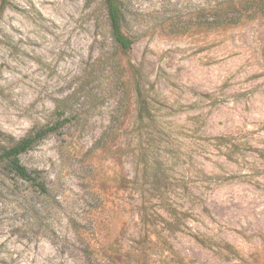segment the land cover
<instances>
[{"label":"rangeland","instance_id":"rangeland-1","mask_svg":"<svg viewBox=\"0 0 264 264\" xmlns=\"http://www.w3.org/2000/svg\"><path fill=\"white\" fill-rule=\"evenodd\" d=\"M125 1L127 54L102 0H0V144L59 127L21 155L47 194L0 183V264H264V11Z\"/></svg>","mask_w":264,"mask_h":264},{"label":"trees","instance_id":"trees-1","mask_svg":"<svg viewBox=\"0 0 264 264\" xmlns=\"http://www.w3.org/2000/svg\"><path fill=\"white\" fill-rule=\"evenodd\" d=\"M106 11V18L110 36L117 48L126 53L131 50L139 37V31L132 24V17L125 0H102ZM264 11V0H206L200 6L194 8L190 17L178 20L175 15L168 16L162 25L166 33H180L192 25L198 28L214 29L221 26H229L239 23L244 18L255 17ZM137 69L134 71L136 78ZM136 90L141 97L139 117L150 116V108L147 100L142 96L139 82ZM58 125L42 128L27 137L12 144L3 146L0 144V183L7 181V175L12 173L16 178L27 182L40 193L47 194L46 182L39 172L30 170L21 161V155L31 149L37 142L44 139L49 133L57 131ZM5 134L0 130V138Z\"/></svg>","mask_w":264,"mask_h":264}]
</instances>
